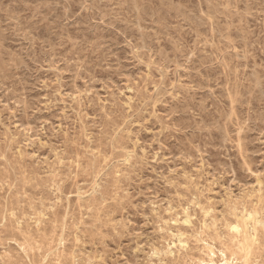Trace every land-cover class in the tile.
<instances>
[{
	"label": "rangeland",
	"instance_id": "rangeland-1",
	"mask_svg": "<svg viewBox=\"0 0 264 264\" xmlns=\"http://www.w3.org/2000/svg\"><path fill=\"white\" fill-rule=\"evenodd\" d=\"M225 261L264 264V0H0V264Z\"/></svg>",
	"mask_w": 264,
	"mask_h": 264
},
{
	"label": "bare ground",
	"instance_id": "bare-ground-1",
	"mask_svg": "<svg viewBox=\"0 0 264 264\" xmlns=\"http://www.w3.org/2000/svg\"><path fill=\"white\" fill-rule=\"evenodd\" d=\"M232 230H237V227L236 226H233L232 227ZM237 232V231H236ZM211 249V248H210ZM212 252V251H211ZM213 256V254H211ZM210 256V255H209ZM222 260H226V258L224 257V255H222ZM227 261L225 262H222L221 264H226ZM200 264H205L203 262H200ZM209 264V263H208ZM210 264H215V263H210ZM231 264V263H230Z\"/></svg>",
	"mask_w": 264,
	"mask_h": 264
}]
</instances>
